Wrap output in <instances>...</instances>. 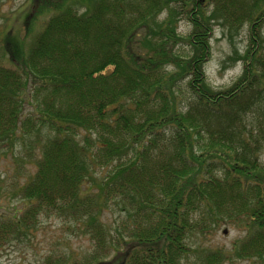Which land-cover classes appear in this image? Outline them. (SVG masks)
I'll return each mask as SVG.
<instances>
[{"label":"trees","instance_id":"16d2710c","mask_svg":"<svg viewBox=\"0 0 264 264\" xmlns=\"http://www.w3.org/2000/svg\"><path fill=\"white\" fill-rule=\"evenodd\" d=\"M15 14L0 150L23 145L14 164L30 168L0 246L55 218L90 248L43 264H264V0H28ZM217 26L246 30L220 89L205 70ZM222 226L243 233L229 249L196 243Z\"/></svg>","mask_w":264,"mask_h":264},{"label":"rangeland","instance_id":"374dc122","mask_svg":"<svg viewBox=\"0 0 264 264\" xmlns=\"http://www.w3.org/2000/svg\"><path fill=\"white\" fill-rule=\"evenodd\" d=\"M27 2L28 0H0V39L7 30L12 31L14 34L17 33L21 38L22 36L25 38V30L19 25L16 28L14 27L17 24V20H14V18L15 13L21 7H25ZM17 27H19V32ZM178 31L186 34L189 28L185 24H180ZM245 45V29L235 32L228 28L218 26L215 28L211 40L212 56L205 66L207 82L212 88L228 87L241 74V64L235 60L236 56L243 51ZM181 49L184 54L188 52L187 47ZM23 154V145L19 146V144L18 149L15 150H0V217L11 213L14 205L17 204L20 207L19 200L12 198L11 190L13 183L22 179L25 175V167L30 168L24 162L23 164L19 162L14 164V160H18L19 157L23 158L24 156L25 161V155ZM262 161H264V151ZM15 165L23 167L18 169L17 172ZM115 212L114 214L106 213L109 223L116 221L118 213ZM41 222L39 229L33 236L26 239L25 243L0 246V264H43L45 262L44 258L50 252H75L79 258H82L88 252L87 250L90 248L89 241L84 237L77 236L76 232H70L66 227L67 225L63 224L62 221L52 218ZM242 235L243 233L237 229L222 226L216 234L207 235L205 238L200 237L196 243L209 248L221 246L229 249L231 243L242 237Z\"/></svg>","mask_w":264,"mask_h":264}]
</instances>
